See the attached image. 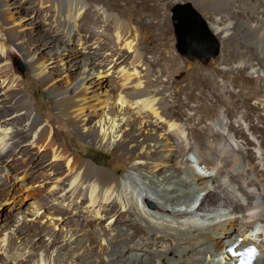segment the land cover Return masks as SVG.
Wrapping results in <instances>:
<instances>
[{
  "label": "bare ground",
  "instance_id": "1",
  "mask_svg": "<svg viewBox=\"0 0 264 264\" xmlns=\"http://www.w3.org/2000/svg\"><path fill=\"white\" fill-rule=\"evenodd\" d=\"M32 1L15 0L4 10L6 25L20 29L5 33L0 26V63L11 58L9 45L20 41L17 32L33 33L41 41L32 37L18 43L19 49L57 97L60 115L78 129V138L119 149L131 164L124 178L70 150L34 114L24 80L0 66V165L15 169L14 162L23 161L29 148L44 149L40 160L54 159L56 180L46 193L32 187L24 191L30 172L15 169L19 185L10 191L0 186V220L12 224L0 229V264L21 259L28 264H228L225 246L238 237L245 238L243 247L262 249L257 264H264V139L258 137L264 133V95L260 86H251L261 79L251 74L264 68V0H193L210 14V28L225 47L221 69L174 70H185L191 78L189 100L209 98L219 106L198 139L186 132L189 119L181 124L176 103L182 87L175 74L167 67L152 68L134 34L135 23L154 30L167 23L162 13L167 0H126L125 7L110 0ZM133 4L143 9H132ZM242 38L249 54L240 51ZM251 48L257 50V62ZM57 55L74 60L68 71L78 74L62 89L53 86L59 80L46 70ZM129 60L133 71L120 67ZM231 75L241 81L226 80ZM91 90L107 102L95 121L83 107ZM72 94L81 96L82 122L74 115ZM252 111L260 113L262 129L250 119ZM161 124L169 132L159 131ZM189 152L215 174L194 173L184 158ZM25 216L30 225L23 222ZM53 221L62 226L60 233Z\"/></svg>",
  "mask_w": 264,
  "mask_h": 264
},
{
  "label": "rangeland",
  "instance_id": "2",
  "mask_svg": "<svg viewBox=\"0 0 264 264\" xmlns=\"http://www.w3.org/2000/svg\"><path fill=\"white\" fill-rule=\"evenodd\" d=\"M25 1V0H23ZM32 1V0H31ZM114 5L119 4L120 6L125 7L126 0H110ZM15 2V0H0V26L3 27V30L6 32L10 31H17L20 29V27H13L9 28L10 25H6L5 19H4V10L7 9L8 5ZM32 2L37 3L38 0H33ZM119 2V3H118ZM168 7L162 10V13L165 14L167 23L162 25L160 29L154 30L150 27H146L143 23H135L133 25L135 31L134 34L137 36V39H140V45H141V52L145 53L149 64L152 68L155 69H163L165 67L168 68L170 72H173L175 74L174 80L177 81V85L182 87V92L178 95V101L176 103L177 110L179 113L183 116V119L181 121V124L184 126V120L189 119L190 120V128L186 130L188 133L189 131L193 134L194 138H201L203 135V131L201 130L202 127L206 124L210 123V118L213 115H217L219 113V106L211 99H201V98H193L189 100L187 98V91H186V85L188 83V75L187 71H181L180 73L175 72L174 70L180 67H204L207 70H215V69H221L223 67L222 65V55L224 50V44L222 43V39L216 35L212 29L210 28L209 22V16L210 14L205 12L203 9H201L199 6H195L193 3V0H167ZM187 3H191L193 7L201 14L203 20L207 23L209 32L211 33V36H213L217 42L219 43L220 48V54L217 57H214L210 59L207 62H202L198 59H192L184 57L177 49V38L175 35V28L173 24V13L172 9L177 5H185ZM138 4L131 5L132 9H139L142 10V6H137ZM149 5L153 6L155 5L154 1H150ZM146 11V10H145ZM144 11V12H145ZM33 14H31L32 17ZM7 26V27H6ZM32 25H27V29L33 30ZM35 28V27H34ZM29 33V34H28ZM17 34L20 37V41L11 43L9 45V52L12 54L11 58L8 60L1 61L0 66H7L10 69V74H14L16 77H20L24 80L25 86H24V93H26L32 100L33 106H34V114L39 115L43 117L44 123L47 125H51L53 128V131H57L59 133V140L61 143H63L65 146H67L70 150H73L77 155L84 159H88L90 161L95 162L98 166L110 168L112 171H115L118 175L123 176L126 178L129 175L130 172V164L131 160L127 158L126 155L121 154L119 149H113L111 151L106 150L96 144L95 142H89L84 138H78L77 131L72 124L69 123L66 116H61L60 111L58 110L57 106L54 104L55 95H53L49 89L50 86L46 85L41 79L37 78L35 76L34 70V64L29 60L28 56L19 49L18 43L26 40L27 42H34L37 40L41 41L39 38L35 37L33 33L30 32H17ZM33 37V40L31 41V38ZM134 37V35L132 36ZM144 37L145 39H141ZM41 43V42H40ZM25 45L28 46V43L25 42ZM42 44H40L41 46ZM248 42L246 39H241L240 44V51L241 53L248 52ZM47 47H40L38 50V53L42 49H46ZM238 49V48H236ZM256 48H251V54L254 57L253 59L257 58L256 55ZM236 54H239L236 53ZM1 55V51H0ZM158 57L159 61L154 62L155 58ZM64 60H62L61 57L56 56L55 63L53 65H50L46 70L53 74L52 78L59 80L58 83L53 84V86L56 89H62L64 87H68L71 84L75 83V78L78 76L77 72L70 73L68 70L71 69V66H73L74 60H69L67 57H63ZM174 60H176L174 62ZM152 61V63H151ZM81 60H78V63H81ZM131 60H129L127 63L122 64L120 67L124 68L125 70L133 71L132 66L130 64ZM257 62V61H256ZM169 64V65H168ZM82 66H77V69H80ZM24 68V71L22 70ZM142 70V69H140ZM254 77H261V79L258 81V84L254 82V85H251L252 87L260 86L262 88L261 95H264V68L262 71H259L258 74L253 73L251 74ZM235 77V78H234ZM197 78H193V80H196ZM222 79V78H220ZM234 80L237 79V75H231L226 78V80ZM237 81H241L240 77L237 79ZM1 82V81H0ZM53 83V82H52ZM94 90V89H93ZM91 90L86 93V103L84 104V114L86 117L91 119L92 121L97 120L98 114H101L103 110L101 109L102 101L106 98L102 97L100 100L98 98H95L94 91ZM199 92V90H197ZM196 92V93H197ZM74 99H76V107L74 110V115L77 118V121H80L82 119L80 115L79 108V101L81 99L80 94H72ZM100 101V102H99ZM107 102H105L106 105ZM235 104V103H234ZM90 105V106H89ZM107 106H104V109ZM93 110V111H92ZM245 111V109H242ZM95 112L97 114L95 115ZM9 113V112H7ZM79 113V114H78ZM93 113V114H92ZM78 116H77V115ZM260 113L257 111H252L250 113V119L253 121V123H256L258 129H262V120L259 121ZM210 117V118H209ZM79 118V119H78ZM87 118V119H88ZM260 119V118H259ZM87 122V121H85ZM204 122V123H202ZM202 123V124H201ZM163 129H159V131H167V126L162 125ZM202 131V132H201ZM259 139H264V133L263 136L260 134L258 135ZM170 141L179 142L181 139L177 136L170 137ZM193 138V139H194ZM176 139V140H175ZM191 139V143L193 144L194 141ZM46 150L39 149L36 147H31L27 150V152L24 155L23 161L18 160L17 163L14 162L15 169H19L23 172H30L31 178L28 181L27 187H21L24 189V191H27L28 188L31 187L33 189L39 190L41 193L48 192V190L53 186V182L55 183L56 180L54 179V165L55 161L51 157L48 160H40V155L44 154ZM184 158L189 161V165L193 166L194 173L196 174H205V175H212L215 174L216 169H203L198 162L196 161V158L194 157L193 152H189V154L184 155ZM20 159V158H19ZM24 162V163H21ZM45 162V163H44ZM3 165H0V186L4 189H13L14 185H19L18 181H15L14 174L15 169L11 166L2 167ZM34 169V172L32 173L31 169ZM40 173V174H39ZM41 175V176H40ZM38 180V181H37ZM3 181V182H2ZM33 182V183H32ZM51 183V184H50ZM49 186V187H48ZM17 189L20 188V186H16ZM27 188V190H26ZM205 195V193H203ZM151 208L155 211L159 210L158 205L151 204ZM237 207V205H235ZM36 207V206H34ZM41 208V207H37ZM48 209L47 207L45 208ZM28 211V210H27ZM44 211L43 209H40V212ZM19 214L23 213L22 211H18ZM21 212V213H20ZM37 212V211H34ZM34 212H32L29 216H32L35 218ZM46 212V211H45ZM17 216H19L18 213H16ZM44 216V215H43ZM25 216L23 219V222L25 224L30 225L29 217ZM5 218H2L0 220V229L3 228V225L12 227V224H7L4 220ZM196 222V220H194ZM53 221V227L56 228L57 232L62 231V226H59L57 224H54ZM110 224V221L107 220L105 222V225ZM2 226V227H1ZM96 229V228H95ZM94 233H97V230H93ZM64 234V233H63ZM264 254V251H263ZM8 264V263H7ZM9 264H28V262L24 259H21L17 261L16 263L9 262Z\"/></svg>",
  "mask_w": 264,
  "mask_h": 264
},
{
  "label": "water",
  "instance_id": "3",
  "mask_svg": "<svg viewBox=\"0 0 264 264\" xmlns=\"http://www.w3.org/2000/svg\"><path fill=\"white\" fill-rule=\"evenodd\" d=\"M172 13L177 49L184 57L207 62L220 54L219 43L191 3L175 6Z\"/></svg>",
  "mask_w": 264,
  "mask_h": 264
}]
</instances>
